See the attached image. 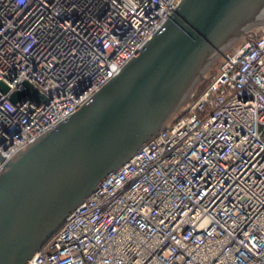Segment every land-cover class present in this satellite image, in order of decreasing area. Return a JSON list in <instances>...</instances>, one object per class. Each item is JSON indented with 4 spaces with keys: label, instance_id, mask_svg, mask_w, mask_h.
<instances>
[{
    "label": "built area",
    "instance_id": "built-area-1",
    "mask_svg": "<svg viewBox=\"0 0 264 264\" xmlns=\"http://www.w3.org/2000/svg\"><path fill=\"white\" fill-rule=\"evenodd\" d=\"M183 0H0V174L138 57ZM28 264H264V28ZM26 84L47 100L11 95Z\"/></svg>",
    "mask_w": 264,
    "mask_h": 264
},
{
    "label": "water",
    "instance_id": "water-1",
    "mask_svg": "<svg viewBox=\"0 0 264 264\" xmlns=\"http://www.w3.org/2000/svg\"><path fill=\"white\" fill-rule=\"evenodd\" d=\"M263 28L264 0H183L88 104L5 164L0 264H28L110 175L170 127L222 59ZM26 87L13 103L47 100Z\"/></svg>",
    "mask_w": 264,
    "mask_h": 264
},
{
    "label": "rangeland",
    "instance_id": "rangeland-1",
    "mask_svg": "<svg viewBox=\"0 0 264 264\" xmlns=\"http://www.w3.org/2000/svg\"><path fill=\"white\" fill-rule=\"evenodd\" d=\"M216 69H217V67H215V69L211 72L210 77L213 76L214 72H216V71H215ZM205 86H206V83L203 84V85H201V86L199 87V89L197 90V93H196V95L194 96V98H196V96H198V94H199L200 92H202V90L205 88ZM194 98H193V99H194Z\"/></svg>",
    "mask_w": 264,
    "mask_h": 264
}]
</instances>
